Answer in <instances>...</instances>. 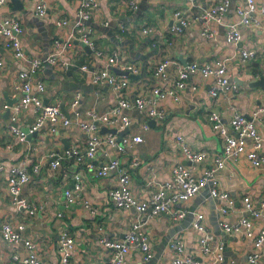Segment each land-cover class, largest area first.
<instances>
[{"label": "crops", "instance_id": "obj_1", "mask_svg": "<svg viewBox=\"0 0 264 264\" xmlns=\"http://www.w3.org/2000/svg\"><path fill=\"white\" fill-rule=\"evenodd\" d=\"M44 1L47 9L42 18L35 14L36 0H21V10H13L10 0L0 5V18L13 16L21 22L23 31L20 40L29 57H40L51 51L55 46L53 37L65 38L77 17L80 3V0ZM218 1L197 0L195 6H190L187 0H139L140 8L137 11L131 9L126 0H98V7L91 14L88 24L92 27L94 49L101 54L87 53L81 46L72 43L61 55L67 66L59 63L54 67L43 65L32 74L33 82H42L46 87L42 94L44 102L64 103L70 116L73 117V110L78 109L81 119L89 121L84 111L93 106L98 112L109 110L117 104V93L107 84L93 83L90 73L83 71L81 65L100 69L105 66L107 58L116 52L117 63L111 70L115 67L124 71L130 65L139 68L138 73L134 74L137 77L127 75L128 85L124 94L132 99L152 85L161 88L172 86L176 65L189 61H224L233 85L230 90L214 97L210 94L213 80L194 76L187 81L178 101L165 99L158 103L159 109L164 110L163 118H149L145 112L134 108L124 111L132 119L129 131L140 133L143 137L141 143L129 147L121 156L123 165L130 172L131 191L141 199H148L152 190L170 181L173 166L188 164L177 136H182L186 145L193 149L217 154L221 151L222 143L219 134L212 129L208 116L217 113L222 123L226 124L233 113L251 116L259 106L264 105L261 94L264 86L254 85L264 77V15H259L258 24L240 26L241 38L234 43L226 37V23L238 20L236 8L244 0H230L220 22L204 23L201 18L203 9ZM256 1L257 4L264 3V0ZM175 11L189 14L191 20L182 31L171 33L168 28ZM59 19H65L68 23L58 25ZM207 27L211 34H203ZM144 28L152 30L144 33ZM242 50H254L255 54L241 60ZM0 58L4 61L0 66V222L8 220L14 225L24 223L22 239L33 242L40 264H60L58 247L62 233L74 239L75 248L70 259L72 264H102L110 259L112 251L100 243V238L120 239L136 217V211L113 207L108 191L115 183L114 173L92 177L84 172V162L77 163L72 158L63 160L56 169H50L52 153H61L67 146L84 150L89 135L74 123L64 126L60 121H46L35 136L7 148L11 140L7 130L9 112L2 105L19 100L17 86L21 80L18 74L28 67L2 47ZM163 59L170 60L168 76L165 80H159L153 77L152 69ZM69 65L72 66L70 75L67 74ZM76 97L78 103L71 106V101ZM33 118V109L28 107L19 116V123L28 124ZM151 120L154 121L151 123ZM145 122L148 128H141ZM258 127L264 134V128L261 125ZM107 129L110 128L100 126L97 132L104 134L108 132ZM107 152L105 155V151H97L98 164L105 163L114 155L112 150L107 149ZM259 153L262 157L259 166H254L241 156L235 163L227 164L220 173L219 185L227 190L233 200V206L226 214L219 211L225 202L212 198L206 186L195 196L174 205V209L187 211L180 220L171 219L167 213L154 217L144 215L143 229L153 257L145 261L140 251L131 249L125 264H170L174 258L170 243L175 239L183 241L184 255L195 257L200 264L213 263L217 251L213 249L208 254L199 251L200 234L191 226L193 212L197 211L205 215L206 226L212 236L211 246L220 241L224 243L217 264H246L249 255L255 251L253 237L248 236L244 229L226 233L219 223L222 220L235 222L241 216L251 218L242 211L241 198L249 195L251 201L258 205L264 194V146ZM132 157L140 160L138 166L130 167ZM85 161L88 159L85 158ZM36 164L40 170L33 173L31 168ZM11 166L25 167L30 172L29 180L20 190L28 205L26 207L13 202L9 194L7 169ZM202 168V164H197L195 171L199 172ZM74 173L81 174L80 199L67 203L64 190L71 187ZM83 199H87L95 208L94 213L83 204ZM28 208H33L34 213L29 214ZM262 228L264 221L255 220L253 232L257 233ZM22 239L9 242L0 237V264H22L20 259L28 255ZM14 255L18 259H14ZM257 264H264V255Z\"/></svg>", "mask_w": 264, "mask_h": 264}, {"label": "built area", "instance_id": "obj_2", "mask_svg": "<svg viewBox=\"0 0 264 264\" xmlns=\"http://www.w3.org/2000/svg\"><path fill=\"white\" fill-rule=\"evenodd\" d=\"M6 0H0V5ZM190 6H195L197 0H187ZM230 0H219L217 3L203 9L201 18L204 23L209 21L220 22L223 14L230 5ZM139 0H126L127 5L136 10L139 6ZM98 7V0H80L77 10V17L70 25L69 30L65 34V38L55 39L54 48L43 59L41 57H29L24 51L21 44L20 36L23 31L21 22L17 17L4 16L0 18V47L8 50L14 58L21 59L27 65V69L19 72L20 84L17 86L20 92L18 101L9 104L5 103L2 108L8 111L7 130L11 140L7 143V148H12L18 142L24 141L28 135L37 132L46 121L55 123L60 121L62 125L75 124L89 137L86 140L84 150H79L76 146L66 147L61 153H52L50 160V169L54 170L61 165L65 159L72 158L77 163L84 162V172L92 177H102L109 173L116 175L115 183L108 191L109 200L113 207L118 210L136 211V217L131 222L128 229L123 233L120 239H110L101 237L100 243L112 251L109 260L102 264H125L128 252L131 249L140 251L143 254V260L147 261L153 257L149 239L144 232V215L154 217L160 213H167L171 219L180 220L187 213L186 210L174 209V205L187 200L204 187H208L209 195L212 198L221 199L225 204L219 207L221 214H226L233 206V200L230 198L227 190L219 185V175L225 166L229 163H235L241 156H244L254 166H259L262 157L259 153L264 146V134L259 131V125L264 128V105L259 106L251 116H246L235 112L226 124L222 123L217 113L208 116L212 129L220 136L222 148L217 154H209L203 150H196L184 142L182 136H177V140L181 144V151L184 159L188 164H176L171 169V179L166 181L150 192L148 199H141L133 194L130 188V172L122 163L121 156L129 147L139 144L143 141L140 133L129 131L132 119L125 114L126 109L134 108L138 111L145 112L149 118H163L164 110L159 109L158 103L165 99L178 101L180 93L185 89L187 81L194 76L202 78H211L214 82L210 94L214 97L221 92L228 91L232 88L229 76L226 71L224 61L216 60L210 63H201L197 61H189L184 65H176V77L170 87L161 88L158 85L150 86L145 92L137 93L132 99L125 95V88L128 85V78L125 74H116L111 67L117 63V53L114 52L107 58L104 67L93 69L87 64L81 65L83 71L90 73L93 83L107 84L111 86L117 93L116 106L109 108L105 112H98L95 107H90L84 111L89 119L85 121L81 119V113L78 109L73 110L72 116H68L61 110L59 103H46L43 101L42 94L45 92V85L39 81H32V74L41 68L45 63L56 66L58 63L63 67L67 66V62L61 58L67 49L72 45L73 40L83 41L94 50L96 55H100V51L94 49L92 38V27L87 23L91 14ZM35 14L42 18L46 14V4L44 0H36ZM236 13L238 20L236 22L226 23V37L228 40L236 43L241 38L240 26H250L259 23V15H264V3L257 4L256 0H244V3L237 6ZM189 14L175 11L170 22L168 31L171 33L180 32L190 23ZM68 21L59 19L58 25H65ZM123 31L124 28L122 27ZM152 28H144V33L151 32ZM209 28H205L203 34H211ZM255 54L254 50H242L240 53L241 60H246ZM170 60L163 59L158 61L153 69V77L159 80H165L168 76V65ZM4 61L0 58V66ZM129 73L136 74L139 68L134 65L127 67ZM264 96V90L261 92ZM78 103L76 97L71 101V106ZM28 107L34 112L33 120L28 124H20L19 116ZM69 113V112H68ZM100 126H106L115 129V133L110 131L104 134H98ZM141 128H148V123H142ZM248 144L251 148L248 149ZM101 149L107 155V149L112 150L114 155L105 163L98 164L96 153ZM85 158L88 161H85ZM140 163L137 157L130 159V167H136ZM202 164L203 168L195 171V166ZM38 165H33L31 171L39 172ZM8 190L15 203H21V207L28 206L26 201L20 195L21 187L29 180L30 172L25 167L11 166L7 169ZM81 174L74 173L72 176V184L70 188L64 190V196L67 203H73L80 199L81 190ZM83 204L94 213L95 208L89 204L87 199H83ZM241 208L248 216H241L235 222L220 221L219 225L226 233L238 232L244 229L248 236L253 237L252 245L255 251L249 255L246 264H257L264 255V228L257 233L253 232L254 221H264V194L259 204L255 205L251 201L249 195L241 198ZM230 207V208H229ZM29 214L34 213L33 208H28ZM60 215V214H59ZM193 229L199 234V251L208 254L213 249L217 251L215 260L211 264H217L221 259V251L224 243L222 241L211 246L212 236L209 233L205 215L203 212H193V220L191 223ZM24 229V223L20 222L16 225L8 220L0 222V237L9 242H16L22 239L21 232ZM24 240V239H22ZM24 246L28 255L20 259L22 264H40L31 240L25 239ZM184 243L179 239H175L170 243V248L174 253V258L170 264H200L199 260L191 255H184ZM60 264H72L71 256L75 248L74 239L67 233H62L59 238ZM14 259H18L16 255Z\"/></svg>", "mask_w": 264, "mask_h": 264}, {"label": "water", "instance_id": "obj_3", "mask_svg": "<svg viewBox=\"0 0 264 264\" xmlns=\"http://www.w3.org/2000/svg\"><path fill=\"white\" fill-rule=\"evenodd\" d=\"M10 1L13 3V6H12V9H13V10H21V9H22L23 4H22L21 0H10ZM139 8H140V4H139V6H138V8H137V11L139 10ZM89 22H90V20L87 21V23H89ZM53 39L55 40V39H57V38H56V37H53ZM73 43H74L75 45H79V46H81V47H82L87 53L95 54V53L93 52V50L89 47V45H88L87 43H85V42H83V41H80V40H77V39L73 40ZM49 52H50V50H49L46 54L41 55L40 57L44 59V58L46 57V55H47ZM118 59H119V57H118ZM44 65H48V64L45 63ZM49 66H50V67H53V65H52V66L49 65ZM67 68H68V70H67V74L70 75V74H71L70 69L72 68V66L69 65ZM113 70L116 71V73L129 75L130 77H137V76H138V75H134V74L129 73L128 70H124V71H122V70L117 69V68H115V67L113 68ZM263 83H264V77H262L261 79H259L258 81H256V82L254 83V85L258 84V85H260V86H264ZM60 107H61V110H62V111L68 116L69 113L65 110V105H64V103H61V104H60ZM153 121H154V120H151V123H152ZM101 129H102V130H105L104 127H102ZM107 130L110 131V132H112V133H115V129H107ZM35 135H36V132H34L33 134L28 135V137L35 136ZM63 141H65V140L63 139Z\"/></svg>", "mask_w": 264, "mask_h": 264}]
</instances>
